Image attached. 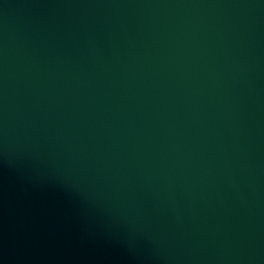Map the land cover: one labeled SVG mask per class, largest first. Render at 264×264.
Returning <instances> with one entry per match:
<instances>
[{"label":"water","instance_id":"water-1","mask_svg":"<svg viewBox=\"0 0 264 264\" xmlns=\"http://www.w3.org/2000/svg\"><path fill=\"white\" fill-rule=\"evenodd\" d=\"M0 264H264V0H0Z\"/></svg>","mask_w":264,"mask_h":264}]
</instances>
